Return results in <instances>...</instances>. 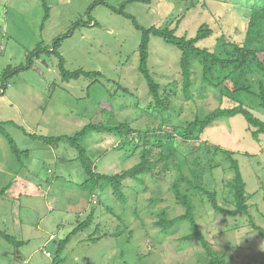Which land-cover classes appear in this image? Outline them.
<instances>
[{
    "label": "rangeland",
    "instance_id": "rangeland-1",
    "mask_svg": "<svg viewBox=\"0 0 264 264\" xmlns=\"http://www.w3.org/2000/svg\"><path fill=\"white\" fill-rule=\"evenodd\" d=\"M45 1L51 11L41 30L45 16L42 0H0V79L8 69L26 65L29 52L39 44L50 46L79 20L93 23L73 31L60 53L67 70L82 69L99 72L101 76L97 83L89 78L64 81L57 67L58 59L43 54L31 70L9 79L6 93L0 97V122L6 124L5 130L19 150L30 154L19 159L7 139L0 135V194L10 187L0 195V231L24 242L17 248L0 237V264H53L59 242L88 217L93 205L95 222L72 238L63 253L62 264H216L199 242L180 241L192 232L190 223L179 224L168 235L156 226V213L161 210L167 211L169 219L185 213L171 189L174 173L165 168L158 150L151 158V176L143 177L147 190L127 180L123 188L128 201L120 203L110 188L95 193L80 187L88 175L78 159L79 153L69 144L53 147L24 133L25 130L46 138L74 136L88 124L108 123L113 117L130 122L143 133L155 131L163 123L161 116H150L146 111L150 103L148 87L138 70L142 34L132 22L107 6L96 7L88 14L97 0ZM129 1L106 0V3L115 8L124 6L146 28L165 26L183 15L178 35L189 38L207 24L214 34L198 46L212 51L222 48L228 40L242 43L251 12L247 4L259 6L263 2ZM180 58L181 53L175 47L158 37L151 38L150 70L172 103L171 112L165 113V117L171 113L174 116L164 124L169 130L219 107L234 106L232 101L221 98L217 88L203 81L196 63L191 87L193 99L188 100L183 92ZM246 104L264 121V110L255 107L254 99H247ZM203 138V142L209 141V147L215 145L235 153L247 185L250 209L248 214L237 217L217 214L207 197L192 192L197 225L213 252L228 264H264V239L251 225L252 221L264 229V135L256 136L246 120L237 116L218 120ZM119 143L116 136L97 133L84 140L83 146L88 149L97 173L111 176L141 162L142 147L137 148V142L127 152L117 151ZM208 146L196 142L180 148L181 155L187 158L185 174L190 177L191 164L198 158L202 184L217 191L220 204L231 209L224 202L226 182L233 177L227 170L229 163L222 155L215 157L212 151L208 154ZM219 163L220 168L210 170L209 166ZM26 186L29 189H23ZM182 187L187 188L186 183ZM152 199L159 202L151 208Z\"/></svg>",
    "mask_w": 264,
    "mask_h": 264
},
{
    "label": "trees",
    "instance_id": "trees-1",
    "mask_svg": "<svg viewBox=\"0 0 264 264\" xmlns=\"http://www.w3.org/2000/svg\"><path fill=\"white\" fill-rule=\"evenodd\" d=\"M134 1L137 3H151V0H131L129 3H133ZM250 2L251 0H248V3ZM42 3L45 9V16L41 24V30L45 28L50 18L51 11V8L45 0H42ZM247 5V8L250 9L251 12L247 18L244 41L237 44L228 40L223 44L224 46H222V48L212 51L198 46V43L208 39L214 34V31L207 24L201 25L196 35L189 38L187 36L178 35L179 28L185 17L183 15L165 26H152L146 28L141 26L135 17L128 14L124 6L115 8L108 6L106 0L94 1L87 11L88 14H91L96 7L107 6L113 13L129 19L134 27L141 32L142 40L139 46L140 64L138 70L148 87L150 103L146 111L150 116H161L163 123L159 125L155 131L149 130V132L143 133V131L133 128L130 122H120L113 117L108 123L88 124L74 136H57L50 138L28 134L24 130L26 135L50 146L58 147L62 143H67L77 150L79 153L78 159L81 161L88 175V179L80 187L84 190L92 189L95 193L110 188L113 195L120 203H126L128 201L123 188L127 180L134 181L140 186L143 185L144 189L147 190L143 177L147 178L151 176L153 166L151 158L158 150L160 152V160L164 162L165 168L174 173L171 189L177 203L185 209V213L181 216L169 219L167 217V211L161 210V212L156 213L158 217V221L155 223L156 226L162 233L168 235L173 233L174 229L179 224L183 222L190 223L193 229L192 232L181 237L180 241L184 243L199 242L208 257L214 260L216 264L228 263L213 252L210 243L198 227L195 206L192 202L191 195L192 192H194L207 197L212 209L217 214L224 216L237 217L239 215L248 214L250 209L249 195L246 190L247 185L242 175L240 164L235 158V153L215 145L209 147V141L203 142L205 131L215 122L223 118H234L237 116H242L246 120L248 125L254 129V134L256 136L264 135V121L255 116L251 108L246 104L247 99H254L255 107L264 110V0L259 6ZM88 23L91 24L93 22L90 21ZM88 23L83 20L75 22L72 30L56 38L50 46L45 47L39 44L33 51L29 52L26 65L8 69L0 79V97L5 95L9 79L21 72L31 70L36 61L40 60L43 54L53 55L58 59L57 67L64 81L89 78L92 79V81L94 79V83H97L99 76H101L99 72L90 73L82 69L71 72L67 70L66 61L60 53L64 41L72 32L81 26L86 27ZM97 25L98 24L95 23V26ZM152 37H158L162 39L165 44L173 46L180 51L183 92L188 100L193 99L191 87L194 83L193 65L196 63L201 68L203 81L217 88L221 92V98L223 100L228 99L232 101L234 106L226 108L219 107L203 117H196L195 120L187 122L185 125H173L171 130L166 129L164 124L171 121L174 116L171 113L170 116L165 117V113L171 112L172 103L162 85L156 81L150 70L149 50ZM255 80L258 81V87L255 86ZM120 87L121 85L118 86V88ZM171 91L173 90L171 89ZM242 98H244V100H242ZM136 106H139V104L136 103ZM5 125V123L0 122V135L7 139L12 152L19 159L23 155L28 156L30 154L29 151L19 150L14 140L5 130ZM93 133L118 137L120 143L116 147L119 146L117 151L120 152H127L128 149L137 142V148L140 146L142 147L141 162L133 168L119 174L110 176L97 173L92 159L88 154V149L83 146L84 140ZM135 140L137 141L135 142ZM196 142L208 146V154L212 151L215 157L222 155L229 163L227 170L232 172L233 177L226 182L224 202L226 205L231 206V209L223 207L220 204V195L217 191H210L202 184V171L198 170L200 168V160L198 158L194 159L191 164L192 169H190V177L185 174L187 158L181 155L180 148ZM209 167L210 170H213L220 168L221 164L219 163L214 167ZM183 183H186L187 188L182 187ZM9 188L10 187L4 188L0 195L4 194L6 190L8 191ZM158 202L159 200L152 199L149 201V204L152 208ZM107 211L109 212V209H107ZM95 218L96 208L93 205L88 217L83 222H80L64 240L59 242L57 256L53 264H62L65 261L62 256L67 245L71 242L73 237L90 228L95 222ZM251 225L264 239V229L257 226L252 221ZM98 228L99 226L97 225L96 231H98ZM127 229L126 226L125 230ZM129 233L131 238L132 232ZM0 237L17 248L24 244V242H18L14 237L2 231H0ZM99 238L101 237H98V239Z\"/></svg>",
    "mask_w": 264,
    "mask_h": 264
},
{
    "label": "crops",
    "instance_id": "crops-1",
    "mask_svg": "<svg viewBox=\"0 0 264 264\" xmlns=\"http://www.w3.org/2000/svg\"><path fill=\"white\" fill-rule=\"evenodd\" d=\"M23 183H26V182H23ZM31 185H32V184H29V183H28V186H29V187H31ZM28 186L24 187L23 189H25V190H26V189H29ZM25 195H26V194H25ZM27 195H28V194H27ZM27 195H26V196H27ZM30 195H31V194H30ZM20 196H22V195H20Z\"/></svg>",
    "mask_w": 264,
    "mask_h": 264
}]
</instances>
